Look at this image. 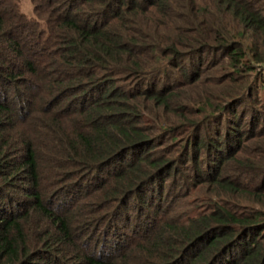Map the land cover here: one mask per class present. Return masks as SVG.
<instances>
[{"label":"trees","instance_id":"obj_1","mask_svg":"<svg viewBox=\"0 0 264 264\" xmlns=\"http://www.w3.org/2000/svg\"><path fill=\"white\" fill-rule=\"evenodd\" d=\"M5 2L0 264H264V0Z\"/></svg>","mask_w":264,"mask_h":264},{"label":"rangeland","instance_id":"obj_2","mask_svg":"<svg viewBox=\"0 0 264 264\" xmlns=\"http://www.w3.org/2000/svg\"><path fill=\"white\" fill-rule=\"evenodd\" d=\"M7 2H8V0H7ZM5 3H6L5 0H0V12H2L3 6H5ZM12 4H14V6H15V15L13 16L14 17L13 21L15 23L18 20V18H20V16H24L26 19H33V18L36 17V14L34 12L35 0H12ZM2 13L5 15V17L7 19L8 15H9L8 12H2ZM10 19L12 20V17ZM168 204L169 205L172 204L171 197H167L166 198L165 202L161 204V208L166 206V205H168ZM174 205H175V203L173 202V207H174ZM180 205L181 204H179L177 206V210L175 209L177 214H178V212L179 213H183V212H187L188 211V208L186 206H183V205L180 206ZM148 214L151 216L152 213L148 212ZM137 219H138L137 221H140V219L138 217H137ZM130 223L131 222H129V224ZM119 224H120V222L117 223V226H119ZM139 226L142 227L143 224L141 223ZM94 237L97 240L100 239L101 238L100 233H96Z\"/></svg>","mask_w":264,"mask_h":264}]
</instances>
